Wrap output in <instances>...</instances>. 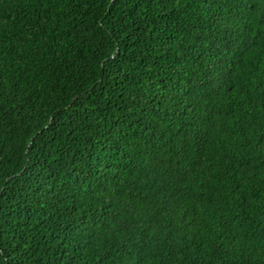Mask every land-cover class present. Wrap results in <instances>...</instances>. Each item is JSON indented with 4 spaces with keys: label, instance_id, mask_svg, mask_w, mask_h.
<instances>
[{
    "label": "trees",
    "instance_id": "1",
    "mask_svg": "<svg viewBox=\"0 0 264 264\" xmlns=\"http://www.w3.org/2000/svg\"><path fill=\"white\" fill-rule=\"evenodd\" d=\"M0 264H264V0H0Z\"/></svg>",
    "mask_w": 264,
    "mask_h": 264
}]
</instances>
